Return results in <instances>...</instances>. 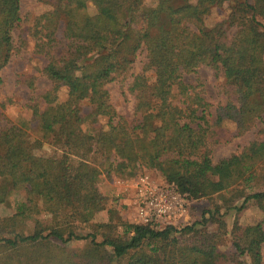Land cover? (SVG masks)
<instances>
[{
    "label": "trees",
    "instance_id": "trees-1",
    "mask_svg": "<svg viewBox=\"0 0 264 264\" xmlns=\"http://www.w3.org/2000/svg\"><path fill=\"white\" fill-rule=\"evenodd\" d=\"M224 1L45 0L49 8L21 27L14 44L20 0H0V70L29 36L31 57L51 83L39 89L34 74L16 76L28 88L22 104L31 123L10 120L0 101L7 120L0 125V264H264V216L239 221L249 200L264 215V139L211 157L223 121L239 135L264 117V0H227L225 15L206 24ZM140 51L145 59L133 73ZM200 65L221 75L234 96L212 120L201 83L182 78ZM128 78L132 117L116 111L105 86ZM45 142L52 152L37 154ZM144 169L158 171L186 200L210 204L178 225L115 220L100 181ZM16 191L24 198L3 213ZM103 209L108 220L93 221Z\"/></svg>",
    "mask_w": 264,
    "mask_h": 264
},
{
    "label": "rangeland",
    "instance_id": "rangeland-1",
    "mask_svg": "<svg viewBox=\"0 0 264 264\" xmlns=\"http://www.w3.org/2000/svg\"><path fill=\"white\" fill-rule=\"evenodd\" d=\"M228 3L229 2L226 0L219 6H213L211 12L205 17L206 24L212 25L215 21L225 15L228 9ZM47 8H49V4L45 2V0H20L18 25L12 31L14 44H17L18 42L21 27L31 24ZM31 47L32 41L28 36L25 46L19 48L18 52L14 53L9 62L0 70V78L2 79V82L0 83V101L6 102L4 112L12 121L24 119L29 122L30 118V110L22 104L28 96V88L15 81L18 74H34L36 76L35 84L39 89L47 88L51 84L50 80L43 75L38 68L42 66V63L31 57ZM144 59V51H140L136 54L131 70L133 73H136L141 69ZM182 78L185 82L201 83L203 90L202 94L210 104L209 118L211 120L215 117L216 107L226 103L228 99L227 97L234 99V96L229 93L230 87L226 86L223 77L219 74L215 75V72L207 65H200L194 72L183 74ZM129 80V78L124 82L111 80L107 82L105 86L110 93V99L116 108V111L120 114L132 117L135 98L133 94L128 92L126 89V85ZM65 96L66 89L61 88L59 90V99H63ZM6 121V119L1 118L0 125L5 124ZM235 132L236 130L233 123L230 121L222 122V127L219 133V142L211 144V157L213 162H216L220 158L229 156L232 153H237L252 139H264V117L254 119L252 125L243 133L237 135ZM34 136L33 132L30 133L31 139ZM52 149V145L49 142H45L41 148L36 150V153L40 155H49L52 152ZM141 174H148L155 180L166 179L162 174L154 169H144L142 171H138L131 177H119L113 175L111 178L103 177L100 181L99 186L101 191L113 199L112 204H114L117 209V215L114 217L115 220L119 217L127 221H134L133 217L135 210L133 204L134 192L132 184ZM23 198V191L12 192L9 195L10 204L4 205L1 211L3 213L9 212L13 209L15 202ZM239 202L240 201L237 200V203ZM209 204L210 200L207 198L194 199L191 202L188 201L187 214L161 216L159 220L161 223H159L158 226H162L166 224V222L178 225L198 219L202 208L207 207ZM109 214L110 212L108 209H103L95 214L93 221H107ZM234 215L235 211L232 208L224 215V219L226 220L228 227L231 226ZM263 216V212L258 208L254 201L249 200L239 216V221L243 223H255L261 220ZM118 229L120 230V228ZM79 245H82L81 241H76L72 244V246ZM262 254L264 256V242L262 244Z\"/></svg>",
    "mask_w": 264,
    "mask_h": 264
},
{
    "label": "built area",
    "instance_id": "built-area-1",
    "mask_svg": "<svg viewBox=\"0 0 264 264\" xmlns=\"http://www.w3.org/2000/svg\"><path fill=\"white\" fill-rule=\"evenodd\" d=\"M134 221L158 226L161 216L185 215L188 201L167 179L155 180L148 174L139 175L132 184ZM170 223V222H166Z\"/></svg>",
    "mask_w": 264,
    "mask_h": 264
}]
</instances>
